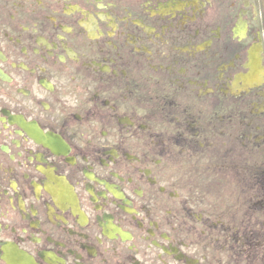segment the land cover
Instances as JSON below:
<instances>
[{
    "label": "flooded vegetation",
    "instance_id": "flooded-vegetation-1",
    "mask_svg": "<svg viewBox=\"0 0 264 264\" xmlns=\"http://www.w3.org/2000/svg\"><path fill=\"white\" fill-rule=\"evenodd\" d=\"M0 264H264V0H0Z\"/></svg>",
    "mask_w": 264,
    "mask_h": 264
}]
</instances>
